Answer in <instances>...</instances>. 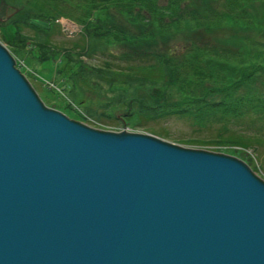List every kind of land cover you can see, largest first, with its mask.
I'll list each match as a JSON object with an SVG mask.
<instances>
[{"label":"water","instance_id":"water-1","mask_svg":"<svg viewBox=\"0 0 264 264\" xmlns=\"http://www.w3.org/2000/svg\"><path fill=\"white\" fill-rule=\"evenodd\" d=\"M0 264H264V179L48 106L0 42Z\"/></svg>","mask_w":264,"mask_h":264},{"label":"trees","instance_id":"trees-1","mask_svg":"<svg viewBox=\"0 0 264 264\" xmlns=\"http://www.w3.org/2000/svg\"><path fill=\"white\" fill-rule=\"evenodd\" d=\"M7 4L17 8L7 24L21 42L28 36L18 30L19 21L47 26L50 19L65 15L83 26L71 45L57 46L49 34L33 44L35 49L57 50L62 60L73 53L98 58V62L75 60L81 69H89L84 78L75 76L80 86L84 82L96 91L87 80L95 77L137 87L162 81L179 91L170 102L162 90L153 97L149 91L138 94L148 100L130 99L125 111L131 110L122 120L127 121L132 106L141 115L167 103L170 110L165 113H185L195 119L201 114L203 124L221 123L216 139L188 142L213 141L234 149V155L264 145V0H1L0 13ZM102 22L104 30L99 26ZM184 101L206 106L185 110L178 106Z\"/></svg>","mask_w":264,"mask_h":264},{"label":"rangeland","instance_id":"rangeland-1","mask_svg":"<svg viewBox=\"0 0 264 264\" xmlns=\"http://www.w3.org/2000/svg\"><path fill=\"white\" fill-rule=\"evenodd\" d=\"M16 9V7L7 4L4 5L2 13H0V42L9 50L11 49L16 54L18 53L19 57H15L11 53L15 58V65L21 71H25L37 93L48 106L61 109L64 112L66 111L72 118L75 117L82 121H85L87 115L92 116L98 120L96 124H91L96 128L112 131L125 129L133 132H150L153 134L157 133L152 131H159L163 132V134H157L158 136L184 146L205 148L220 152L227 150L226 153L232 155L236 153L234 149H227L225 146L214 143L213 141H206L207 143L201 144L188 142L187 140L191 139H216L221 123L214 121L211 124H203L205 121H199V118L202 117L201 114H196L195 116L198 118L195 119L194 116L185 113H176L173 111H166L165 113L163 110H170V106L167 103L155 105L151 107L148 114L141 113V115L137 113L138 109H134L135 107L132 106L133 112L129 114L127 121L122 120L123 118L121 119V117L126 116L131 110L130 108L127 112L125 111L127 110V104L130 99L139 100V98L143 97L138 94L145 95L149 91L153 97L157 96L158 90H162L165 91L166 102H170L169 100H173L179 94V91L163 85L164 83L162 81L144 85L146 87H137L133 84L120 82L108 84L95 77H88L87 80L96 88V91L91 90V88H86L84 82H81L80 86V83L75 82V76L80 77V79L84 78L89 69H81L80 66L74 64L76 62L75 60L81 58L83 61L98 62V58L85 55L76 57V53H73L68 59L62 60L60 58L62 54L57 53L56 49L55 52L38 47L35 49L33 48L35 47L33 44H35L34 41L38 42L42 36L49 34L51 41L57 46L71 45L72 41L77 39L81 33L83 26L65 15L50 19L52 21L47 26H40L32 20H27L26 24L19 21L18 30L28 36V39H24L21 42V36L19 34L12 36L13 28L10 24H7V18L14 16L12 14ZM99 12L102 13V11ZM42 18L46 20V17ZM99 26L101 30L106 29L105 22H102ZM69 29L73 30L72 33H70ZM35 32L37 33L36 38L34 36ZM31 44L32 46H30ZM109 46L114 47L112 45ZM44 55H47L51 60L43 59ZM16 60L21 62V67L16 64ZM48 60L51 62H48ZM74 86L77 87L73 89ZM81 87L83 89L78 91V88ZM81 97L83 99L82 101L76 100ZM208 98L210 99L211 97ZM142 100L147 101L148 98L143 97ZM150 101L152 102L153 100ZM178 106H181L185 110H197L198 107H205L206 104L204 102L184 101ZM236 156L242 157L251 169L259 177L264 179V145L244 148V151L238 152Z\"/></svg>","mask_w":264,"mask_h":264},{"label":"built area","instance_id":"built-area-1","mask_svg":"<svg viewBox=\"0 0 264 264\" xmlns=\"http://www.w3.org/2000/svg\"><path fill=\"white\" fill-rule=\"evenodd\" d=\"M71 29H73V28H71ZM69 31H70V33H72V31L73 30H70L69 29ZM76 31V30H75ZM16 64H18L20 67H21V62L20 61H17L16 60ZM22 67H24L23 65H22ZM88 116V117H87ZM86 116V119H85V122H87V123H90V124H96L97 122H98V120H96L95 118H93L92 116H89V115H87ZM128 128V127H127Z\"/></svg>","mask_w":264,"mask_h":264}]
</instances>
